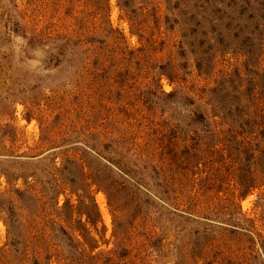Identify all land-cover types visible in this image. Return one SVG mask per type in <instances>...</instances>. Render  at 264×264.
Wrapping results in <instances>:
<instances>
[{
    "label": "rangeland",
    "instance_id": "374dc122",
    "mask_svg": "<svg viewBox=\"0 0 264 264\" xmlns=\"http://www.w3.org/2000/svg\"><path fill=\"white\" fill-rule=\"evenodd\" d=\"M0 264H264V0H0Z\"/></svg>",
    "mask_w": 264,
    "mask_h": 264
},
{
    "label": "bare ground",
    "instance_id": "6f19581e",
    "mask_svg": "<svg viewBox=\"0 0 264 264\" xmlns=\"http://www.w3.org/2000/svg\"><path fill=\"white\" fill-rule=\"evenodd\" d=\"M99 205L101 207V210H102L103 214L105 215V210H104L103 202H102L101 199H99Z\"/></svg>",
    "mask_w": 264,
    "mask_h": 264
}]
</instances>
